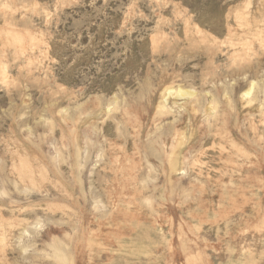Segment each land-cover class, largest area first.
I'll list each match as a JSON object with an SVG mask.
<instances>
[{"label":"rangeland","instance_id":"obj_1","mask_svg":"<svg viewBox=\"0 0 264 264\" xmlns=\"http://www.w3.org/2000/svg\"><path fill=\"white\" fill-rule=\"evenodd\" d=\"M0 264H264V0H0Z\"/></svg>","mask_w":264,"mask_h":264}]
</instances>
